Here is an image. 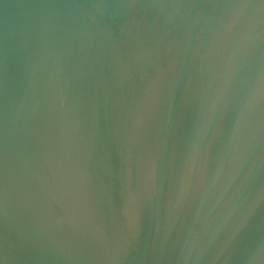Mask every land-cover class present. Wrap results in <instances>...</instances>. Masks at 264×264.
Instances as JSON below:
<instances>
[{
    "label": "water",
    "instance_id": "obj_1",
    "mask_svg": "<svg viewBox=\"0 0 264 264\" xmlns=\"http://www.w3.org/2000/svg\"><path fill=\"white\" fill-rule=\"evenodd\" d=\"M0 264H264V0H0Z\"/></svg>",
    "mask_w": 264,
    "mask_h": 264
}]
</instances>
